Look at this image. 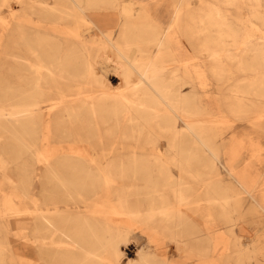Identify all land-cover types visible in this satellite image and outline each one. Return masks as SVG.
<instances>
[{
    "label": "bare ground",
    "instance_id": "bare-ground-1",
    "mask_svg": "<svg viewBox=\"0 0 264 264\" xmlns=\"http://www.w3.org/2000/svg\"><path fill=\"white\" fill-rule=\"evenodd\" d=\"M197 1L198 16L191 0H0V41L16 37L24 51L0 62V151L24 192L29 164L45 167L47 264H123L133 236L154 252L136 247L126 264H171L163 235L198 264H264V235L239 225L264 222V160L225 161L222 128L243 122L251 145L264 143L263 7ZM180 35L195 40L207 82L179 59ZM150 128L164 151L152 134L148 149L136 144ZM123 139L134 143L124 150Z\"/></svg>",
    "mask_w": 264,
    "mask_h": 264
},
{
    "label": "rangeland",
    "instance_id": "rangeland-1",
    "mask_svg": "<svg viewBox=\"0 0 264 264\" xmlns=\"http://www.w3.org/2000/svg\"><path fill=\"white\" fill-rule=\"evenodd\" d=\"M191 1H192L191 8L193 9L192 14L198 16V12H199L198 10L201 7L198 4L197 0H191ZM205 1L207 2L208 0ZM245 2L246 3L243 7L245 8L246 11H249L251 8H253L254 1L245 0ZM259 2L260 5H262L264 11V0H259ZM222 3L223 0L220 3L217 2L215 4L224 8L225 5ZM204 6L205 4H203V7ZM225 9L228 15L241 14V11L239 9H235L234 7L231 6H227L225 7ZM200 14L203 15L202 12ZM196 22L197 21H194V23L191 25L193 28ZM178 41H179L180 53H181L180 55L181 58L179 59L180 60H183L184 58L186 59V56L188 55L187 57H189V59H192V61H190V63H192V68L196 70L198 73L202 72V74L200 73L202 75L201 77L207 82L209 80L208 75L206 73L204 63L198 57L195 40L180 35ZM22 50L23 48L17 45L16 37L3 36L0 41V62L5 60L7 62H10L11 59L6 55L12 54L17 56L18 54L24 53V51ZM2 70L3 73L1 76L4 75L5 78H8V76L12 75L9 69L6 70L5 68H3ZM171 77H172V71L171 69H168L165 74V79L169 80L171 79ZM9 80L11 81V79ZM120 81H121L120 79H116V78L115 80H111L112 87L118 88L120 85ZM195 91L197 94L199 93L198 94L199 97L201 95L200 90L196 89ZM200 99L197 101V104L202 106L204 108V111L207 112V107H208L207 101L205 99L200 101ZM45 108H47V104H45ZM234 124L235 123L232 121H227L222 125V128L226 131L224 135V139L226 138L225 140L226 143H228V151H229V155L225 161L237 160L239 163H242V165L239 166L241 168L244 164L249 163L250 161L256 158L260 160H264V143H262L260 147L258 146V148H260V150H258L257 147L251 145V143L249 142L250 140L247 137V133H245L242 130L243 129L242 127H245L246 125L243 122H241L240 124L236 123V125ZM235 126L236 127L240 126V127L235 128ZM151 128L147 129L146 132H144L143 136H141V138L136 142V144L140 147H144L148 149L149 146L146 144L147 141L145 135L152 134L153 135L152 142L154 143V145L157 147L159 151L161 150L164 151L167 144L165 136L158 135V133H156L154 129ZM239 134L242 136H240ZM238 138H242V139L240 140ZM5 140L6 139L3 140V137L0 136V150L4 148L5 144L9 143V141L7 140L5 141ZM133 143L134 141L128 139L127 140L123 139L118 141L119 145L124 146V150L126 149V147H128V145ZM44 146L47 148V141L45 143H42L41 141L38 142V150L40 152L43 151ZM241 150L242 153H240ZM251 150L253 152H251ZM7 159H9L8 156L3 155L2 152L0 151V250H1L0 264H47V252H46L47 226H45L42 223V221L38 219L40 216L47 217L46 215L47 214V179L46 176H44L45 167H43L41 164L37 162L29 164V166H31V170H30L31 175L29 176V178H31V185H26L27 189L24 192L22 191L20 185L21 176L18 173L17 163L12 164L9 161H7ZM257 171L259 174L264 175V168H258ZM250 201L247 200V202L244 203V211H248L250 209L251 206ZM8 207H10L11 209H15V213L8 212L7 209ZM245 218L246 219H244V222H240L239 225L247 232V234L249 233L246 236H253V234L257 232V234H259L260 236V239L262 240L264 235V222L261 223L260 226H256L255 224L252 223L251 216H247ZM212 230L213 232H215L216 229H212ZM218 230H219L218 234H220L221 232L223 233L221 226L219 227ZM132 238L130 241V244L132 246L129 245L121 249L124 258L126 259L124 260L123 264H126L128 261L133 262L134 260H136V256L139 251L138 249H136V247H140V248L143 247L144 250L146 249L145 251L148 250L151 253L154 252L152 248L148 246L144 240L137 238V236H133ZM135 240L138 241V244L137 242H135ZM250 240L252 239L249 238L247 239L246 237L243 238L242 239L243 245H249L252 242ZM162 243H163L162 252L164 253V257L167 259L169 263L187 264L184 263V261L187 259L191 261L188 264L199 263L198 257L195 255L194 252H192L189 248L186 247H176V245H174L168 240V236L163 235ZM220 251L221 249L219 250L218 255H220ZM260 254L263 255L264 252H260Z\"/></svg>",
    "mask_w": 264,
    "mask_h": 264
}]
</instances>
